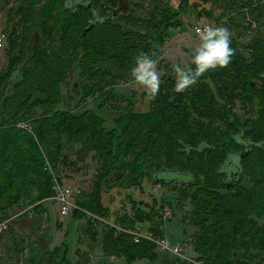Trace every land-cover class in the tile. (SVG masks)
<instances>
[{
  "label": "trees",
  "instance_id": "1",
  "mask_svg": "<svg viewBox=\"0 0 264 264\" xmlns=\"http://www.w3.org/2000/svg\"><path fill=\"white\" fill-rule=\"evenodd\" d=\"M198 1L202 0H132L129 10L114 17L111 11L117 0H78V7L69 0H18L9 16L11 29L4 48L8 61L0 71V223L18 224L29 212L17 215L31 206L34 213L42 214L45 203L51 201L46 199L56 194L55 183L64 185L60 171L76 164L68 149L79 145L80 157L85 160L92 155L102 163L93 190H80L75 197L82 209L73 212L77 243H85L86 258H103L105 264L108 258V264H118L120 259L122 264H185L162 253L153 241L136 242L134 235L87 213L130 231L143 226L148 227L146 233L165 237L168 220L161 210L168 205L166 200L175 198L187 199L191 205L194 234L191 226L180 224L187 239L194 238V259L203 264H264L262 34L248 41L231 37L235 51L230 64L205 73L184 92L175 91L176 77L163 75L156 96L143 93L150 99L145 111L135 110V102L127 96L130 105L125 110L104 105L108 96L101 82L112 73L96 63L129 73L138 55L157 60L168 30L182 25L181 16L191 15L188 11L196 10ZM231 4L227 17L231 26L260 5L254 0H232ZM245 7L250 11L241 9ZM191 61L185 69L194 67ZM76 69L85 83L74 85L72 91L67 79ZM84 78L93 82L86 83ZM64 89V95L77 93L80 104L95 96L96 108L86 104L68 108ZM236 101L243 102L240 109L250 118L240 117L234 109ZM104 115L117 116L116 124L108 128ZM23 121L33 132L18 126ZM147 179L168 193H163L158 205L146 206L133 198V217L110 215L102 203L103 185L111 191L116 185L126 187L133 196V188L149 191L144 189ZM228 181L236 183L228 186ZM170 207L177 214L175 204ZM157 214L163 227H149L151 220L158 223ZM85 222L91 233L86 239L80 236ZM89 237L98 242L95 249L88 246ZM52 250L36 264H71L68 245L63 258L61 249ZM77 259V264H83L78 254ZM97 264L104 263L98 260Z\"/></svg>",
  "mask_w": 264,
  "mask_h": 264
},
{
  "label": "rangeland",
  "instance_id": "2",
  "mask_svg": "<svg viewBox=\"0 0 264 264\" xmlns=\"http://www.w3.org/2000/svg\"><path fill=\"white\" fill-rule=\"evenodd\" d=\"M118 1L119 0H117V2ZM254 1L256 5L259 3L260 5L254 8L252 13L249 7L241 8L246 13L247 10H249L250 14H248L245 18L239 17L236 22H234L233 26H231L227 18L230 15L228 10L232 8V0H219L218 3L214 2V0H202L196 2V10L188 11V13L191 15H188L187 17L185 15L186 13H184L181 16L183 24L180 26H173L168 30V37H166L167 39L162 43L160 48V56L157 58V60H155L160 77L162 78L163 75L169 73L176 77V67L180 66L184 68L192 60L195 49L200 43L199 38L195 33V27L198 24L210 23L212 26L216 27L226 26L229 28L232 37H241L244 41L252 40L257 34H262L264 36V0ZM17 4L18 0H0V36L3 33L8 36L11 29L9 16L11 14L12 8ZM129 4L132 5V0H129ZM235 9L237 10V7H233V10ZM207 10L211 11L208 12ZM239 24L241 26H238ZM249 24H251L250 27H248ZM4 48L5 46L0 48V71L4 68L8 61L7 51L5 52ZM96 64H99L104 69L109 68V71L112 73V75H107L106 78H104L101 82L103 86L105 85L104 89L102 90L108 96L107 100L104 101L105 106L110 108L116 106V108L120 111L125 110L130 105V101L125 99V96H127L133 99L135 102V110L145 111L148 109L150 99L143 97V93L146 90L135 82L131 74L132 71L128 73L118 70L115 65L108 67L104 62H97ZM96 64L94 67L98 68L99 66ZM134 67L135 65L131 68L133 69ZM77 71L79 70H74L73 73L70 74L69 80L67 79V83L69 82L71 85L69 90L72 89L73 91L74 85L79 86L85 83L83 82L80 73ZM110 76H113V78ZM111 79L112 82L110 81ZM84 80L89 84L93 82L91 80H87L86 78H84ZM108 82L109 84H107ZM65 91L66 89L63 90V96H65L64 99H66L65 103L69 104L68 108L70 105H73V107L76 105L81 107L83 104H86V106L90 109L96 108L95 96L88 97L87 103L80 104L77 102V93H69L64 95ZM99 95V99L102 100L103 95H101V93ZM242 105L243 102L236 101L234 104V109L242 119L250 118L251 116L248 115V112L240 109ZM250 109V112H252L251 106ZM103 110L107 111L108 109L104 108ZM115 112L117 115L118 111L116 109ZM116 117L117 116L112 117L104 115L108 128H111L116 124ZM68 150L71 151V160L76 164L70 165L69 167H64L62 171H60V176L62 177L64 184H69L73 187L75 199L80 190H93V179L97 169H100L102 163L100 161L97 162L94 157H91L92 155L88 156L89 158L85 160L84 158L80 157V151L78 152L79 145H75L73 148H69ZM144 185V189L149 191L144 192L141 188H133L131 189L134 190L133 196L130 191L126 189V187L116 185L111 191V189H106L105 185H103L102 203L110 210V215L112 214L116 217L119 214L128 213L133 217V215H135V210L132 208L133 205L131 202L133 198L143 200L142 202L146 206H149V204L152 205L154 203L155 205H158V201L161 200L163 193L168 194L164 186L161 187L160 184H154L150 179H147ZM46 200L51 201L45 203L46 210L42 212V214L40 212L39 214L37 212L34 213L32 210L33 206H31L28 209L23 210V212L21 211L23 215L26 212L29 213H26L25 216H27L21 218L18 224L11 222V226L8 223L7 227H5L4 223L7 220L0 223V264H30L32 258L33 264H36V260L40 259L41 256L46 257V254H50V252L53 251L52 249L58 247L59 250L61 249L62 253L64 252L65 246L67 245L70 249L67 254L68 260L71 264H77V254L79 257H81V260L84 259L83 264H97L98 260H101L105 264L103 258L89 259L84 256L83 252L85 243L81 245L77 243L78 235L75 220L73 218V212H71L68 216H62L59 211L60 206L57 202H55L53 197H49ZM171 203L175 204L177 214L175 212L174 215L172 214V216L168 218H165L164 215V220H168L165 226V236L172 243V245L177 243H186L188 233L185 232L182 226L184 228H189V226L192 227V224H190L189 221L192 211L191 205L187 199L183 201H177L175 198H172L171 202L166 200V204L168 205L165 206V209L161 210V213L164 214V212L166 213L167 211H170L172 209V207H170ZM176 206L180 208L178 209ZM144 208L149 210V207ZM22 209L23 208H21V210ZM21 212L18 214V216L22 215ZM158 216L159 215L157 214V224L155 220L153 222L151 220L149 223H147V225L149 227L151 224L152 226L156 225L158 227V225H160L163 227L158 219ZM147 228L148 227L139 226L136 231L138 232L141 230L143 233H146ZM192 228L194 234L196 228L194 226ZM25 230L27 231V234H25ZM92 230L94 229L92 228ZM88 235H91V233L88 231V226L85 222V224H83L82 233L80 236L86 239V236ZM189 238L191 239L192 243V249L190 251V255L192 256L193 254H196L193 247L194 238H192V235L189 236ZM91 241L87 239V242L89 243L88 246L95 249L97 246L95 244H98V242L94 243ZM34 244L36 245L33 246ZM98 246L100 247V245ZM33 247L34 250H32ZM95 254L98 255L100 252L98 253V251H96ZM63 257L64 256L62 253L61 258ZM109 259L110 258H108L107 264L110 262ZM123 262L124 260L120 259L116 263L122 264ZM40 264H43V262ZM134 264H148V262L138 261Z\"/></svg>",
  "mask_w": 264,
  "mask_h": 264
},
{
  "label": "clouds",
  "instance_id": "3",
  "mask_svg": "<svg viewBox=\"0 0 264 264\" xmlns=\"http://www.w3.org/2000/svg\"><path fill=\"white\" fill-rule=\"evenodd\" d=\"M195 33L199 38V46L195 49L191 64L187 69L177 66L175 69V91L184 92L197 83V80L209 71L227 67L234 55L231 47L232 34L226 26L196 27ZM132 77L148 94L156 96L160 90L161 77L157 70L156 61L149 55H138Z\"/></svg>",
  "mask_w": 264,
  "mask_h": 264
},
{
  "label": "built area",
  "instance_id": "4",
  "mask_svg": "<svg viewBox=\"0 0 264 264\" xmlns=\"http://www.w3.org/2000/svg\"><path fill=\"white\" fill-rule=\"evenodd\" d=\"M207 25L212 26V24L210 23H203V24H198L196 27H204ZM7 41H8V36L3 33L0 36V48H3L4 46H6ZM18 126L22 129L28 130L29 132H33L32 126L27 121H23L19 123ZM55 191H56V194L53 197V199L55 200V202L59 204L60 206L59 211L62 216H68L71 212H74V210L76 209L82 210L80 206L77 204V202H75V199H74L75 192L71 185H67V184L63 185L57 181L55 183ZM87 213L94 220L101 221L106 224H111L112 226L116 227L121 232H125V233L128 232L134 235L136 242H139L141 239H144V238L153 241L158 246L159 250L162 253L172 254L175 257L179 258L180 261L184 262L185 264H203L201 261L194 259L190 255V251L192 249L191 239H187L186 243H177V244L172 245V243L166 238V236L165 237L156 236L152 232L143 233L141 231L137 232L136 230L130 231L119 224H115L109 221L107 218L101 217L91 212H87ZM171 216H172L171 210L165 213V218H168ZM8 223L9 221H6L4 223V226L7 227Z\"/></svg>",
  "mask_w": 264,
  "mask_h": 264
},
{
  "label": "flooded vegetation",
  "instance_id": "5",
  "mask_svg": "<svg viewBox=\"0 0 264 264\" xmlns=\"http://www.w3.org/2000/svg\"><path fill=\"white\" fill-rule=\"evenodd\" d=\"M77 1L78 0H69V3L70 4H71V2L73 3V6L72 7H78L79 3ZM129 9H130L129 0H127V1L125 0L124 2H121L119 0L116 8H114L111 11V13L113 14L114 17H117L120 13L125 12V10H129ZM235 183L234 182H231V181H228V186H230V184H235Z\"/></svg>",
  "mask_w": 264,
  "mask_h": 264
},
{
  "label": "water",
  "instance_id": "6",
  "mask_svg": "<svg viewBox=\"0 0 264 264\" xmlns=\"http://www.w3.org/2000/svg\"><path fill=\"white\" fill-rule=\"evenodd\" d=\"M121 2H124L125 0H120ZM127 1V0H126ZM93 26H94V23H92L91 24V26H89L87 29H86V33L88 32V31H90L92 28H93ZM39 43V40L38 39H35V41H34V44H38ZM17 76V75H16ZM12 82H13V79L11 80ZM252 85H254V83H252ZM10 91V90H9ZM8 94H9V92H8Z\"/></svg>",
  "mask_w": 264,
  "mask_h": 264
}]
</instances>
